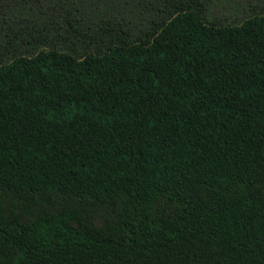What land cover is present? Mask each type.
Returning a JSON list of instances; mask_svg holds the SVG:
<instances>
[{
  "label": "trees",
  "instance_id": "16d2710c",
  "mask_svg": "<svg viewBox=\"0 0 264 264\" xmlns=\"http://www.w3.org/2000/svg\"><path fill=\"white\" fill-rule=\"evenodd\" d=\"M203 10L0 65V264H264V13Z\"/></svg>",
  "mask_w": 264,
  "mask_h": 264
},
{
  "label": "rangeland",
  "instance_id": "374dc122",
  "mask_svg": "<svg viewBox=\"0 0 264 264\" xmlns=\"http://www.w3.org/2000/svg\"><path fill=\"white\" fill-rule=\"evenodd\" d=\"M179 2L0 0V65L17 54L29 56L40 49H76L83 54L103 49L111 35L142 36ZM201 3L205 18L219 24H239L253 14L264 13V0H201Z\"/></svg>",
  "mask_w": 264,
  "mask_h": 264
},
{
  "label": "flooded vegetation",
  "instance_id": "af4514ba",
  "mask_svg": "<svg viewBox=\"0 0 264 264\" xmlns=\"http://www.w3.org/2000/svg\"><path fill=\"white\" fill-rule=\"evenodd\" d=\"M93 219H95V220H96L95 222H98V221H99L97 218H93ZM93 219H92V220H93Z\"/></svg>",
  "mask_w": 264,
  "mask_h": 264
}]
</instances>
